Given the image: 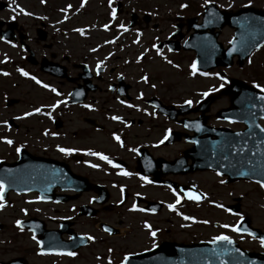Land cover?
I'll use <instances>...</instances> for the list:
<instances>
[{
  "label": "flooded vegetation",
  "instance_id": "flooded-vegetation-1",
  "mask_svg": "<svg viewBox=\"0 0 264 264\" xmlns=\"http://www.w3.org/2000/svg\"><path fill=\"white\" fill-rule=\"evenodd\" d=\"M180 24L182 32L184 17ZM6 27L4 24L0 30ZM21 31L23 28L17 24L13 33L18 36ZM44 31L47 33L45 28ZM26 42L37 59L46 56L59 66L64 77L45 73L40 64H28L17 41L0 39L4 47L0 50V91L10 89L8 80L14 87L37 88L31 81L34 76L50 88L55 87L59 96L58 105L52 107L55 99L45 104V97L30 98L29 91L15 96L14 104L7 103L11 96L0 93V183L4 185L0 264H152L158 259L149 260L146 253L160 245L166 253L160 254L164 257L167 253L177 254L176 244L182 247L211 239L187 224L186 209L192 200L158 183L171 180L183 186H199L195 176L202 171L174 174L159 165V158L174 160L191 145L184 138L185 130L179 121L182 117L168 120L158 114L156 107L147 104V98H136L137 90L131 83L129 98H117L113 105L116 111L105 113V93L114 92L110 89L115 79H111L113 71H105L104 62L95 73L97 65L91 69V58L78 59L76 49L70 48L59 56L45 49H50L53 41L39 45L34 36L27 34ZM13 46L20 57L17 62L6 50H14ZM18 69L29 75H21ZM85 78L95 89L87 91L82 101L71 103L70 92L75 87L84 89ZM159 99L164 106L176 108L184 103L173 98ZM79 110L90 118L78 115ZM67 111L70 119L64 116ZM207 116L208 124H221L215 113L209 111ZM233 126L241 128L239 124ZM169 130L181 139L165 145ZM97 132L98 137L94 134ZM61 148L73 151L62 152ZM89 152L107 156L112 163ZM169 205L175 207L170 209ZM153 231L155 236L151 235Z\"/></svg>",
  "mask_w": 264,
  "mask_h": 264
},
{
  "label": "rangeland",
  "instance_id": "rangeland-1",
  "mask_svg": "<svg viewBox=\"0 0 264 264\" xmlns=\"http://www.w3.org/2000/svg\"><path fill=\"white\" fill-rule=\"evenodd\" d=\"M0 1H5L13 7L10 10H0V19L15 16L18 18L19 27L22 26L30 36H35V28L40 22L44 24L49 35L45 42L54 43L50 49L45 48L48 52L60 56L73 48L76 49L78 59H85L89 55L93 56L94 60L105 59V65L117 66L116 70L127 75V81L131 82L137 91L141 90L145 97L156 95L164 100L173 98L175 101L188 97L195 98L201 90L206 91L211 85L216 84L215 79L216 81L218 79L219 75L216 77L215 72L203 77L195 75L187 54H183L182 57L169 56L166 50L153 47L156 40H161L170 31V24L182 8H185L186 12L185 10L182 12L187 16H196L206 4L205 0H120L127 12L123 10L116 19L109 16L115 0H44L43 3L41 0ZM207 2H214L218 6L230 9L244 5L264 7V0H207ZM21 8L24 12L20 11ZM130 11L138 15L156 13L160 21L157 20L156 28H145L141 22L135 29L127 30ZM105 25L108 27L104 30ZM77 29L82 31H76ZM231 35L232 29L224 27L219 40L225 45ZM39 45L42 43L39 42ZM3 48L0 46V50ZM6 50L13 54L18 53V50L10 48ZM226 75L236 76L264 89V47L252 54L243 65H232L226 70ZM8 83L10 89L7 88V92L0 91L1 94L15 97L20 92L29 91L30 98L45 97V104H50L53 98H56V91L51 95L52 89L45 92L37 88L14 87L10 80ZM115 98V94L105 93V113L116 111L113 108L116 104ZM221 104L223 100L219 99L213 109ZM69 114L70 111H67L64 116L70 119ZM78 115L89 117V114H83L80 110ZM82 124L78 122V125ZM94 134L100 136L98 132ZM195 178L200 188L207 192L199 205L187 206L189 217H194L191 218L190 227H197L206 237L226 235L239 241L246 248H256L255 240L236 233L231 226H234L242 216H247L252 226L264 230V191L246 181L226 184L207 172H201ZM237 196L241 197L239 211L232 213L228 211L226 205L234 202L233 198ZM225 224L230 227H223Z\"/></svg>",
  "mask_w": 264,
  "mask_h": 264
},
{
  "label": "water",
  "instance_id": "water-1",
  "mask_svg": "<svg viewBox=\"0 0 264 264\" xmlns=\"http://www.w3.org/2000/svg\"><path fill=\"white\" fill-rule=\"evenodd\" d=\"M202 16V23L198 26H193L190 23L194 32L183 46L195 51L197 66H201L208 57L214 60L213 65L219 63L229 65L233 54H237L241 62L254 48L264 42V11L252 7L242 8L235 12L219 11L214 4L210 3L204 7ZM133 23L132 19L129 26ZM224 24L235 28V36L226 50L221 49L216 41L218 32H214L215 28H221ZM247 133L248 131L245 130L237 136L225 135L218 139H211V134H208L204 138V144L195 146L198 157L193 156L194 148L188 152L193 157L192 164L196 167L199 165L200 167L213 168L229 175L237 173V177L245 176L248 171H251V165L248 163L253 147L264 153V135L255 130L252 134L257 137L259 142L252 146ZM255 174L257 179L264 183V174L261 172ZM232 208L237 210L238 205L232 206ZM248 224L249 220L244 219L239 224V228L259 234ZM196 247H198L200 255L191 256V260L187 264H238V261L257 260L252 254L240 251L237 246H229L226 240L200 243L193 248Z\"/></svg>",
  "mask_w": 264,
  "mask_h": 264
},
{
  "label": "snow or ice",
  "instance_id": "snow-or-ice-1",
  "mask_svg": "<svg viewBox=\"0 0 264 264\" xmlns=\"http://www.w3.org/2000/svg\"><path fill=\"white\" fill-rule=\"evenodd\" d=\"M41 2L43 3L44 0H41ZM205 2L207 3V0H205ZM181 7H184V5H181ZM20 11H21V12H24V9L21 8ZM25 14L30 15V13H25ZM114 14H115V10H113V15H114ZM104 27L107 28L108 26L105 25ZM76 31H82V30L77 29ZM0 39H4V37L0 36ZM153 47H155V45H153ZM192 70H193V72H195V71L197 70V69H196V64H195V62L192 64ZM18 71H20L21 75H23V76H28V75H29V73L26 72V71H24L23 69H18ZM201 74H202V75H205V76L209 75L208 72H203V73H201ZM5 75H7V73H5ZM32 79L35 80L37 84H40V83H41V81L37 80L36 77H34V76L32 77ZM142 79H145V80H146L145 77H142ZM221 79L223 80L224 78L221 77ZM43 86L46 87V88L49 87L48 85H43ZM220 87L223 88V87H224V84H221ZM256 87H260V86H259V85H256ZM261 90L264 91V89H261ZM52 91L55 92L56 89L53 88ZM211 91H216V89H210L209 92H211ZM209 92H204V93H202L201 95L204 96V97H206V96L209 95ZM261 99H264V97H261ZM185 103L188 104V105H191L193 102H192V100H186ZM129 106H131V105H129ZM52 107H55V105H53ZM86 107H89V106L86 105ZM35 111H36V112H39L40 109L37 108V109H35ZM25 115H30V113H25ZM113 119H117V120H119L120 117H113ZM5 123H6V122H5ZM185 127H187V125H185ZM262 131H264V130H262ZM115 139H116L117 141H119V140H120V137H119V136H115ZM164 139L167 140V139H168V136L166 135V136L164 137ZM6 142H7L8 144H11V143H12L11 140H7ZM17 151H19V148L17 149ZM60 151H62V152H71V151H73V150H72V149L61 148ZM133 151H135V149H133ZM88 154H89V155H97V156L100 157V159H102V160H106V161H108L109 163H112V161H111L107 156H104V155H102V154H100V153H92V152H89ZM113 166H114V167H120L119 165H113ZM93 167H96V165H93ZM123 175H130V174H129L128 172H123ZM141 179L147 180V177H141ZM261 187H264V183H261ZM3 191H4V185H3V183H0V207H3V196H2ZM121 191L123 192V189H121ZM186 195L188 196L189 199H197V196H196L195 193L189 192V193H186ZM179 202H180V199H179V197H177L176 203L179 204ZM220 206L223 207L222 205H220ZM134 207H135V206H134ZM168 207H169L170 209H172V208H174L175 206H174V205H169ZM153 211H155V210L153 209ZM229 211H231V210L229 209ZM185 219H191V218H190V217H185ZM241 219H243V217H241ZM20 223H21V222H20L19 220L16 221V224H17L18 226L20 225ZM205 223H207V221H205ZM146 227H149V226L146 225ZM223 227L228 228V227H230V226L227 225V224H225V225H223ZM231 227H232V230H233V231H240V229L237 228L236 226H231ZM245 231H246V229H245ZM250 234H251V233H250ZM151 235H152V236H155L156 233L153 231V232H151ZM33 239H35V237H33ZM88 239H92V237H88ZM214 239H215V240H228L229 243H231V241L229 240V238H228L227 236H224V235L217 236V237H215ZM260 242H261L262 245H264V238H261V241H260ZM37 243H40V241H37ZM153 246H155V245H153ZM67 254L70 255V256H75V255H76L75 252H68Z\"/></svg>",
  "mask_w": 264,
  "mask_h": 264
}]
</instances>
